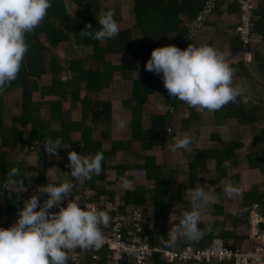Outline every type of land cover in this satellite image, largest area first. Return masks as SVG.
I'll return each instance as SVG.
<instances>
[{
	"label": "trees",
	"instance_id": "1",
	"mask_svg": "<svg viewBox=\"0 0 264 264\" xmlns=\"http://www.w3.org/2000/svg\"><path fill=\"white\" fill-rule=\"evenodd\" d=\"M68 1L75 6L72 15L67 12L65 0H51L52 6L45 19L34 31L25 35L29 49L18 77L0 93V227L7 228L16 222L24 202L29 196L36 194L39 187L47 183L58 182L49 181L47 178L49 155L45 153L41 143L45 137H62L64 143L71 147L57 150L59 158L64 159L55 164L60 182L63 179L74 180L69 174L68 151H76L83 157L103 153L104 157L103 172L99 176L93 174L90 180H84L82 183V189H88L92 191V194L83 195L73 187L68 200L98 203L103 199L104 202L114 204L115 197L118 195L117 210L120 213L126 214V210L136 206L144 207L146 220L143 230L148 237L149 245L169 249L163 243L168 240L167 227L159 223V218L165 213L163 199L166 197L172 203H182L183 197L180 190L186 185L189 189L196 188L198 174L207 170L206 163L209 160L214 162L213 171L217 175L216 180L219 181V176L225 175L230 164H237L236 151L242 149L244 144L228 141L222 149H194L187 156L189 159L186 185L182 181L177 184L176 189H171L170 182L176 178V170L164 173L161 166V158L167 148V139L173 137H169L172 129L170 126L171 111H178L182 106H186L188 116L181 119V125L186 129L189 122L195 120L196 114L193 108L169 96L163 86L162 74L157 75L146 71L144 65L150 58L152 49L156 47L171 44L183 50L188 44L194 45L193 39L189 37L190 27L186 24L187 21L193 22L200 17L202 24L214 26L211 18L221 16L220 8L223 4H225L226 14L236 17L239 13V5L235 0H212L211 5H209L211 0H131L130 9L134 21L132 27L120 30L118 35L112 39L97 41L88 37L82 38L80 31L85 28L86 24L92 26V31L97 30L100 27L97 21L99 16L108 11L113 13L115 21L119 20L118 14L114 13L116 8L102 6L100 0ZM236 25L237 23L231 25V28L234 30ZM250 31L252 41L254 36H258L264 42V0L260 1L252 11ZM135 32L139 35L136 41ZM220 37L224 38L232 55L250 50L249 46L243 48L236 34L221 33ZM210 43L211 41L207 45L210 46ZM59 46L69 47L73 52H82L90 48L91 53L86 57L68 59L61 63L56 54ZM254 63L260 73L264 72V56L254 53ZM241 70L243 71L242 77L249 75L245 67L238 64L236 72ZM136 73L139 74H137L138 77H135ZM43 76L48 77L47 84H41ZM63 76L64 79H62ZM115 76L123 81L131 82V97L122 105V109L131 113V141H126L120 136L109 140V131L106 127L102 128L97 138L93 135V130L84 125L86 121L96 127L110 122L112 101L108 99L96 101L93 96L108 89ZM11 90L19 94V114L11 117L9 125L4 126L1 113L2 96ZM35 93L38 95V100L32 99ZM157 94L162 95L166 109L150 112V127L144 131L142 121L146 116L145 105L151 96ZM76 105L80 106V116L78 120H72L69 113ZM203 111L212 116L215 124L229 118L239 126L249 127L264 118V103L249 105L243 102L241 96L236 102L229 103L219 111L212 113ZM73 133H78V141L72 140ZM209 138L211 141H219V136L215 133H211ZM133 140L140 142L143 150H153L154 154L145 156L133 151L131 147ZM108 141L110 147L107 150L104 149L103 144ZM250 144L253 151L245 155L246 165L251 172L264 173V127L251 135ZM23 150L33 151L36 157L34 165H27L23 160L14 159ZM120 152L124 154V158L116 161L115 155ZM129 155L134 158L131 163L127 160ZM225 162L228 163L227 167H225ZM14 167H18L22 175L28 176H21L23 186L17 183L16 191L3 188L7 183L8 171ZM109 170L114 171V180L117 182L127 179L131 184L130 182L133 183L137 177H141L151 181L153 187L150 191L141 184L133 185L131 189L108 188L107 185H111L112 182H106L103 173ZM128 172H133V174L128 175ZM237 178L235 175L232 180H237ZM244 194L246 195V191L243 192ZM254 194L256 196L248 204L246 210L243 208L242 211L240 210L239 215L242 214L243 221L247 219L254 203H262L264 190L257 193L254 187ZM46 198L47 194L41 193L40 203L42 204ZM66 204L67 200L62 201L60 206L64 207ZM215 209L216 206L213 207L214 214L222 216V208ZM58 210V208H53L50 211ZM100 210L107 211L110 218L114 214L106 210L104 204ZM186 210L190 209L184 206L183 212ZM215 220L205 225L207 228L204 232L201 229L202 226L199 225L202 231L199 239L195 241L181 239L180 245L175 249L192 245L194 248L207 247L214 238L223 239L222 236H216L220 229L222 234L233 233L232 237L236 244L239 239V235L235 232L238 219L236 221L235 218L233 232L225 229L223 221ZM87 253L89 257L86 256V264H89L91 263L90 252ZM98 254L102 257L99 263L105 264L107 253L101 250ZM121 263L132 264L127 260ZM212 263L215 262L199 264ZM67 264L71 262L68 260ZM146 264L169 263L163 261L158 253H153ZM219 264H224V262Z\"/></svg>",
	"mask_w": 264,
	"mask_h": 264
},
{
	"label": "clouds",
	"instance_id": "2",
	"mask_svg": "<svg viewBox=\"0 0 264 264\" xmlns=\"http://www.w3.org/2000/svg\"><path fill=\"white\" fill-rule=\"evenodd\" d=\"M51 6V0H0V93L18 77L29 49L25 35L42 23ZM97 21L100 27L95 31L90 24L85 25L80 31L82 38L104 41L118 35L119 26L111 11L101 14ZM144 68L162 74L163 86L171 98L209 113L236 102L247 91L244 82L234 84V69L226 53L207 44H188L183 50L171 44L156 47ZM117 123L125 129L129 121L119 119ZM193 142L191 136L177 137L169 149L173 153L178 149L191 151ZM41 144L46 154L56 158H59L58 149L71 147L62 137H45ZM67 155L69 174L74 180H90L93 174L99 176L103 172V153L83 157L71 150ZM21 176L28 177L22 175L18 167L11 168L3 188L13 190L17 183L23 186ZM122 183L125 187L129 185L127 179ZM73 187V182L67 179L39 187L37 193L24 202L16 222L7 228L0 227V264H67L69 254L75 249L98 250L103 246L105 237L101 227L110 223L108 212L69 201ZM41 193L47 194L42 204ZM224 193L232 198L239 189L228 185ZM185 198L191 209L184 211L179 223L168 231V240L163 241L168 247L175 246L181 239H199L201 210L217 199L214 193L201 186L189 189ZM65 200L66 206L61 207ZM53 208L59 210L50 211Z\"/></svg>",
	"mask_w": 264,
	"mask_h": 264
},
{
	"label": "rangeland",
	"instance_id": "3",
	"mask_svg": "<svg viewBox=\"0 0 264 264\" xmlns=\"http://www.w3.org/2000/svg\"><path fill=\"white\" fill-rule=\"evenodd\" d=\"M102 6L115 7V14H118L119 20H117V24L119 26V31L131 28L134 24L133 17L131 14V0H100ZM260 0H253L254 8L258 5ZM212 0L209 5H211ZM65 6L67 12L72 15L74 13L75 6L70 3L68 0H65ZM210 7V6H209ZM222 10V14L219 17H212V21L214 26H206L202 24L200 17L193 22H186V24L190 27L189 37L193 39V43L196 46L206 44L208 41H211L210 46L215 49L226 53L228 61L231 67L234 69V84H239L241 82L245 83V87L247 91L242 95V100H247L246 104L249 105H259L260 102L264 103V72L260 73L256 69V64L254 63V53L259 54L260 56H264V42L258 36H254V40L250 44V50L246 54L239 53L236 55H232L226 44V41L221 39V33H227L230 35H235V31L231 28V25H235L237 23L236 16H229L224 11L225 4H223L220 8ZM101 10V9H100ZM218 32V33H217ZM217 33V35H216ZM217 37H216V36ZM135 41L139 39V35L135 32L134 34ZM219 48V49H218ZM91 49L86 48L82 52H73L69 47L62 48L58 47L56 54L61 63H64V60L74 59V58H83L90 55ZM249 54V55H248ZM109 59H117L116 57H108ZM119 59V58H118ZM114 61V60H113ZM238 64H242L245 67V71L249 74L247 77H242V70L240 72H236V66ZM138 73L135 74V77H138ZM64 79V76L62 77ZM48 77L43 76L41 78V84H47ZM131 82L123 81L119 79L118 76L110 82V86L108 89L102 90L100 93L95 94L93 99L96 101L103 100H111L112 101V112H111V120L109 123L94 126L91 122L86 121L84 125L90 127L93 131V135L95 137H99V134L105 127L108 128L109 131V140H114L118 136L122 137L126 141H131L132 138V129L130 127L131 113L128 110L122 109V105L125 101L129 100L131 97ZM1 103V113H2V124L4 126H8L10 123L11 117L19 114V94L15 90H11L9 93L2 96ZM33 100H38V95L35 93L32 96ZM163 97L161 94H157L151 96L149 98V102L145 105V113L146 116L142 121V127L144 131L148 130L150 127L149 113L152 111H161L165 110L166 106L162 101ZM194 109V108H193ZM79 111L80 106L76 105L75 108L71 111L70 118L72 120L79 119ZM195 112V120L189 122L187 129L182 127L181 119L186 118L188 116V111L186 106H182L178 111H171V139H167V148L164 151V155L161 158V166L164 173H168L169 170H176V178L170 182L171 189H176L177 184L179 182L184 181L186 185V178L188 173V159L187 156L194 151V149H222L228 141H237L242 142L244 147L240 150L236 151L237 155V164H230L226 170L225 175L219 176V181L216 180L217 175L213 171L214 162L212 160L207 161V170L198 174L197 177V186L196 187H204L206 191L210 193H214L217 197L215 203L209 205L207 208L201 210L202 220L200 225L201 229L204 232V229L207 227L205 225L211 224L215 219L219 221H223L224 227L226 230L233 232L234 229V221L238 219V223L236 225L235 230L239 235V239L237 240V247L244 248L246 251H251L253 242L247 241L244 236V231L246 230V220L243 221L244 217L239 215L240 210L242 208L246 210V207L252 200L255 198L254 187L257 189V193L264 190V173L259 172H251L246 165L245 155L251 151H253V147L250 144L251 135L258 132L260 129L264 127V118H262L259 122L249 127L239 126L232 119H225L219 124H215L212 120V116L203 110L194 109ZM45 112L43 111V115ZM119 119H127L129 121L127 127L125 129H121L118 126L117 121ZM27 131V127L24 129ZM211 133H215L219 136V141H211L209 136ZM191 136L193 138V143L190 145L191 151H185L183 149H178L175 153L171 152L169 149V145L174 143V140L177 137L183 136ZM72 140L78 141L79 135L78 133H73L71 135ZM108 143H104V149H109L110 145ZM131 147L133 151L142 153L145 156L153 155V150L142 149L140 142L132 141ZM124 158V154L122 152L116 153L115 159L116 161L122 160ZM18 160H24L28 164H33L35 161V154L33 151L25 152L21 151L18 156L15 158ZM13 160V159H12ZM63 158H56L54 156H49V168L47 178L49 181H58V171L55 169V164L60 161H63ZM127 160L129 163L133 162L134 158L132 155L127 156ZM128 175H132L133 172H128ZM106 182H112L111 185H107L108 188L120 187V188H128L131 189L133 185H142L147 190H151L153 184L151 181L147 179H142L141 177H137V180L130 182L127 187L123 185L122 182H117L114 180V171L109 170L103 173ZM237 175V180H232V177ZM65 180V179H63ZM61 180V182L63 181ZM84 181V180H83ZM83 181L73 180L74 188L78 192L83 195H91L92 191L88 189H82ZM33 185V184H30ZM228 185H232L239 189V193L232 198H229L224 193V188ZM11 190V189H10ZM189 190L188 185L181 189V196L183 197L182 203H172L167 200L165 197L163 202L165 203V213L159 218L160 225H165L167 227V234L170 228L176 226L180 219L182 218L183 207L191 209V205L189 201L185 198V193ZM12 191H16L15 186ZM246 191V195H243V192ZM242 194V195H241ZM32 196V195H31ZM29 196L28 199L31 197ZM243 196V197H242ZM118 195L115 197L116 204L118 203ZM244 198V199H243ZM243 203H242V201ZM184 201V202H183ZM115 204V205H116ZM216 206V209L219 210L222 208V216H216L213 212V207ZM218 206V207H217ZM225 206V207H223ZM220 207V208H219ZM154 209V208H153ZM215 209V210H216ZM152 210V209H151ZM145 208L143 207V212L145 213ZM150 211V210H149ZM156 213V210H153ZM152 212V211H150ZM221 212V210H220ZM151 214V213H150ZM235 215H237L235 217ZM215 220V221H216ZM201 231V236H202ZM219 234L216 233L217 237L222 236L224 242L228 245H232L233 237L232 234ZM222 232V231H221ZM200 236V237H201ZM241 236V237H240ZM180 245V240L175 244V246L168 247L169 249H175L176 246ZM193 246V245H192ZM169 264H196V263H182V262H170ZM219 264V263H212ZM224 264H229L226 262Z\"/></svg>",
	"mask_w": 264,
	"mask_h": 264
},
{
	"label": "built area",
	"instance_id": "4",
	"mask_svg": "<svg viewBox=\"0 0 264 264\" xmlns=\"http://www.w3.org/2000/svg\"><path fill=\"white\" fill-rule=\"evenodd\" d=\"M239 5L235 34L243 48L250 46L251 17L254 9L253 0H235ZM249 52L243 51V54ZM249 55V54H248ZM95 206L98 209L104 204L106 210L114 212L107 227H101L105 237L103 246L96 250L82 251L77 248L69 254L71 264H86V256L90 252L89 264H104L98 254L101 250L107 253L105 264H123L124 260L132 264H146L153 253H158L165 262L196 263L201 262H229V264H264V198L262 203H254L246 219V239L253 242L252 250L246 251L234 245H228L223 239L214 238L210 245L204 248L186 246L182 249H166L160 246L151 247L148 237L144 234L145 214L143 207L136 206L126 210V214L117 210L118 204L104 202H78ZM89 257V255H88Z\"/></svg>",
	"mask_w": 264,
	"mask_h": 264
},
{
	"label": "crops",
	"instance_id": "5",
	"mask_svg": "<svg viewBox=\"0 0 264 264\" xmlns=\"http://www.w3.org/2000/svg\"><path fill=\"white\" fill-rule=\"evenodd\" d=\"M254 1H255V0H254ZM260 1H262V0H260ZM258 2H259V1H258ZM208 42H209V41H208ZM208 42H207V43H208ZM207 43H206V44H207ZM28 153H29V152H28ZM14 159H15V158H14ZM14 159H13V160H14ZM21 160H22V159H21ZM23 161H24V160H23ZM35 161H36V157H35ZM35 161H34L33 164H28V163H26L25 161H24V162H25L27 165H31V166H32V165L35 164ZM54 167H55V166H54ZM48 168H49V161H48ZM55 169H56V167H55ZM237 179H238V178H237ZM114 204H116V200H115V203H114ZM117 204H118V203H117ZM223 207H225V206H223ZM235 232L237 233L236 230H235ZM245 233H246V230L244 231V236H245ZM237 234H238V233H237ZM245 237H246V236H245ZM199 238H200V237H199ZM233 244H235V241H233L232 245H233ZM234 246H236V245H234ZM224 263H225V262H224Z\"/></svg>",
	"mask_w": 264,
	"mask_h": 264
}]
</instances>
